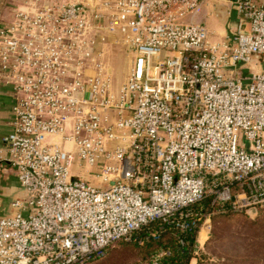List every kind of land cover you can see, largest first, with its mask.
I'll return each instance as SVG.
<instances>
[{
    "label": "built area",
    "instance_id": "2783aa9c",
    "mask_svg": "<svg viewBox=\"0 0 264 264\" xmlns=\"http://www.w3.org/2000/svg\"><path fill=\"white\" fill-rule=\"evenodd\" d=\"M212 1L23 0L0 23L5 152L27 193L0 220V264H89L154 223L155 240L199 233L207 199L264 209V0H235L221 37L201 20ZM109 46L129 57L118 88Z\"/></svg>",
    "mask_w": 264,
    "mask_h": 264
},
{
    "label": "rangeland",
    "instance_id": "374dc122",
    "mask_svg": "<svg viewBox=\"0 0 264 264\" xmlns=\"http://www.w3.org/2000/svg\"><path fill=\"white\" fill-rule=\"evenodd\" d=\"M15 1V9L23 4V0ZM214 5L210 10L211 16L207 17L204 13L201 20L215 32L216 37H221L226 29V22L235 23L236 11L229 8V5L223 7L219 2ZM105 62L113 69V83L118 88L129 69V57L121 46H109ZM219 214L221 213L215 212L209 220H203L195 255H205L206 258L202 262L195 258L190 264H264V237L253 241V235L264 232V211H258L256 215ZM250 237L253 242L262 244L253 246V243L245 240ZM143 255L142 250L133 245L120 244L110 251L106 259L90 264H139Z\"/></svg>",
    "mask_w": 264,
    "mask_h": 264
},
{
    "label": "crops",
    "instance_id": "0c3cea01",
    "mask_svg": "<svg viewBox=\"0 0 264 264\" xmlns=\"http://www.w3.org/2000/svg\"><path fill=\"white\" fill-rule=\"evenodd\" d=\"M218 2L223 4V7L229 5V8H232L233 11L235 10V0H213L212 5L205 11L207 17L211 16V8L215 6L214 3ZM14 5H16L15 0H0V23L8 22L12 19L15 10ZM228 24L232 23L229 21L226 22V29L224 32H226ZM14 106L15 97L11 87L0 82V151H3V153H0V220L15 215L18 210L13 206L14 202L27 198V193L21 186L15 172L7 161L8 154L5 152V138L13 130L15 119Z\"/></svg>",
    "mask_w": 264,
    "mask_h": 264
},
{
    "label": "trees",
    "instance_id": "16d2710c",
    "mask_svg": "<svg viewBox=\"0 0 264 264\" xmlns=\"http://www.w3.org/2000/svg\"><path fill=\"white\" fill-rule=\"evenodd\" d=\"M211 202L209 199L205 200L201 205L197 206L195 209H200L203 207L204 210H209L217 212L219 209H222L225 205L224 204H216L213 207L210 206ZM260 211H264L260 210ZM235 214H244V212L238 211H228L225 213H221L219 215L228 216V215H235ZM159 223L151 224L145 228H143L137 235L138 239L136 241L131 242H121L120 244H130L133 245L143 252V258H141L138 262L139 264H150L153 255L159 250H167L170 251V256H164L161 264H190L193 259H199L202 262L206 257L205 255H201L198 257L196 254V247H197V238L198 233L197 231H191L187 233H181L179 230L174 228L173 226H169L165 232L160 233L159 239L155 240L152 236L154 231H157ZM264 237V232L259 235H253V241L259 240V238ZM184 239L186 241L185 246L180 245V240ZM238 239H245V238H238ZM236 240V239H235ZM249 243H253V246L256 244H262V242H253L252 237L245 239ZM234 241V240H233ZM113 249V248H112ZM111 249V250H112ZM110 250V251H111ZM108 252V255L110 253ZM107 255V256H108ZM107 256L104 258L106 259ZM102 259V260H104ZM101 261V260H97ZM96 262V261H93ZM91 262V263H93ZM90 264V263H89Z\"/></svg>",
    "mask_w": 264,
    "mask_h": 264
}]
</instances>
